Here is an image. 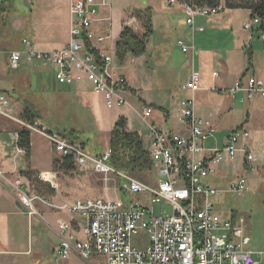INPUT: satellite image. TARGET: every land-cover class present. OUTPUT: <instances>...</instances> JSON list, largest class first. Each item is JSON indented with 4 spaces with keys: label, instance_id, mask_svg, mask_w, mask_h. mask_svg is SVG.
Wrapping results in <instances>:
<instances>
[{
    "label": "crops",
    "instance_id": "0c3cea01",
    "mask_svg": "<svg viewBox=\"0 0 264 264\" xmlns=\"http://www.w3.org/2000/svg\"><path fill=\"white\" fill-rule=\"evenodd\" d=\"M10 1H2L4 12L0 14V95L8 100L0 113V171L8 180L20 178L32 191L34 188L23 174H34L45 183L40 187V196L50 203L95 199L89 198L91 191L82 190L88 186L76 179L75 171L53 172L52 163L59 156L43 136L31 133L29 153H20L15 135L25 130L22 125L25 122L21 119L24 110L28 108L35 117L34 122L49 132L73 133L92 157L108 149L109 134L115 123L123 118L126 130L141 136L143 147L150 155L151 126L168 136H188L187 128L179 121V102L191 97L183 87L192 70L200 77V90L193 95L195 115L209 122L215 130L213 137L202 143L204 157L210 150L222 148L230 134L239 128L249 133L247 146L254 156V161L248 165L241 154L233 161L222 154L207 181L219 193H226L239 177L245 178L247 184L251 183L249 178L262 177L264 99L247 101L241 93L229 97L217 92L231 89L237 80L247 76H254L264 85V58L256 29L252 32L243 29V24L251 18L250 11L225 10L215 16L198 17L195 26L203 31L192 34L185 24L182 9L177 5L167 6V0H111L106 6L97 7L98 14L92 24L95 35L92 48L111 56L112 69L127 81L126 90L121 94L127 104L108 109L104 98L94 93L89 82L59 84L55 66L45 67L25 59L28 51H55L68 41L69 0H29L27 38L23 37L18 44L9 38L1 39L2 31L7 28L3 21ZM102 1L95 0L97 4ZM145 9L151 10L152 25L146 51L139 58H128L125 65L120 66L114 57L119 35L124 27L141 32L140 24L131 14ZM8 27L11 33H17L24 25L15 23L13 27L12 23ZM97 38L102 41L97 42ZM192 38L194 53H183L177 42L190 44ZM23 40H27L28 45L23 44ZM14 52L21 54L16 70L9 66L10 55ZM214 73L218 75L216 78ZM145 107H150L152 114L142 119ZM82 136L90 149L81 143ZM46 174L50 175L48 181L42 178ZM34 207L38 215L31 217L0 178V264H94L93 259L83 262L76 254L59 263L55 260L59 245L57 222L70 224L71 234L84 242L82 231L86 221L81 215L54 211L38 202Z\"/></svg>",
    "mask_w": 264,
    "mask_h": 264
},
{
    "label": "built area",
    "instance_id": "2783aa9c",
    "mask_svg": "<svg viewBox=\"0 0 264 264\" xmlns=\"http://www.w3.org/2000/svg\"><path fill=\"white\" fill-rule=\"evenodd\" d=\"M111 0L97 4L95 0H69L68 21L69 39L58 50L49 52L28 51L27 62H39L45 67L55 66L56 81L71 85L74 82H89L95 94L102 96L108 109L127 104L121 96L126 90L127 81L112 69V57L96 55L86 49L92 48L95 35L92 24L98 14L97 7L106 6ZM179 6L184 14L185 24L191 33L202 32L195 26L198 17L207 18L225 11L223 3L215 8L196 6L191 0H167V6ZM243 29L252 32L256 29L262 45L264 58V16H252L243 24ZM97 42L102 39L97 38ZM28 45L27 40L22 42ZM177 47L186 54L194 53L193 38L190 44L177 42ZM21 54L10 55L12 70L19 67ZM218 75L213 74L216 78ZM191 95L179 102V121L188 130V136L165 135L157 127H150L152 150L150 157L153 170L157 172L156 186L141 183L109 166L111 151L92 157L68 135L49 132L43 126L22 123L29 134L37 133L48 140L59 158L71 157L77 169L87 166L103 177L105 186L111 178H116L118 191L123 195H149V205L140 203L122 204L108 197L76 201L73 203H50L28 190L20 178L8 180L0 171L2 178L15 198L27 210L29 216H37L36 202L47 208L68 214L81 215L86 221L83 229L85 241L80 242L71 234V225L61 220L57 222L59 245L56 249V262L69 259L76 254L83 262L102 259L96 264H264V253L249 249L250 238L245 233V220L222 218L215 211L214 198L218 191L207 181L215 172L226 154L233 161L238 154L245 158L246 164L254 161L247 146L249 133L239 128L234 130L227 143L219 149H212L208 156L203 155L204 140L213 137L215 130L195 115L193 95L200 90L199 73L192 70L183 87ZM221 95L233 97L243 94L247 101L264 99V85L254 76L242 77L229 90L217 91ZM6 96L0 95V113L7 106ZM152 114L150 107L142 111V119ZM18 140V135H15ZM20 153H24L19 148ZM248 190L245 178L239 177L228 187V193L242 196ZM162 201L171 208V215L162 209ZM146 233L147 246L139 251L132 247L131 237L137 232ZM258 258V260L256 259ZM95 264V263H94Z\"/></svg>",
    "mask_w": 264,
    "mask_h": 264
},
{
    "label": "trees",
    "instance_id": "16d2710c",
    "mask_svg": "<svg viewBox=\"0 0 264 264\" xmlns=\"http://www.w3.org/2000/svg\"><path fill=\"white\" fill-rule=\"evenodd\" d=\"M191 2L196 6H206L209 8L221 5V0H191ZM3 5L2 0H0V14L4 12ZM223 6L225 10H248L251 13V17L254 15L258 17L264 16V0H223ZM131 16L140 24L141 32L136 33L128 27L122 29L114 53L115 60L120 66L125 65L128 58L141 57L146 51L148 39L152 34L150 9L135 10ZM85 47L89 52L97 54L95 50L90 48L88 43ZM248 65H251L250 57L248 58ZM21 119L25 123L33 124L35 117L26 108L21 115ZM29 136L30 134L25 130H21L18 133V147L25 154H28L30 151ZM68 136L72 141L78 142L73 133L68 134ZM108 149L111 151V158L108 164L112 169L147 184L144 178L147 173L153 171V161L143 147L141 136L136 132H128L126 130V121L123 118H120L115 123L109 134ZM52 169L54 173L76 171L71 157L55 159L52 163ZM23 176L30 181L31 186L34 188L33 190L41 195L40 187H43L45 183L30 172L24 173ZM42 178L48 181L50 175L46 174ZM49 192L54 194V190L50 189ZM232 217L235 218V216Z\"/></svg>",
    "mask_w": 264,
    "mask_h": 264
},
{
    "label": "rangeland",
    "instance_id": "374dc122",
    "mask_svg": "<svg viewBox=\"0 0 264 264\" xmlns=\"http://www.w3.org/2000/svg\"><path fill=\"white\" fill-rule=\"evenodd\" d=\"M3 1V0H2ZM31 5L29 0H11L10 9L7 10L4 23L7 28L2 31L1 39L19 43L23 37L27 38L26 29H28V21L31 13ZM21 23L24 25L23 29L18 30L17 33H11L9 24ZM31 72V71H29ZM53 132V131H52ZM81 143L88 146L86 139L82 136ZM77 180L82 181L87 188L82 190L87 193L91 191L89 198H105L119 201L122 204L140 203L143 206L149 205V195H123L118 191V182L116 178H111L107 186L103 181V177L94 173L90 168L79 170L76 169ZM148 185L154 187L157 183V172L153 170L147 173L144 178ZM251 183L247 184L248 190L243 196H236L231 193H219L214 198L215 211L222 218H230L236 216L245 220V233L250 238L249 249L253 252L264 253V174L259 178H249ZM35 194L37 192L32 190ZM40 196V195H39ZM41 197V196H40ZM162 209L171 215V208L166 201H162ZM131 245L134 249L142 251L146 248V233L140 231L131 237ZM258 260V258L256 257ZM93 263L101 262L102 259H93Z\"/></svg>",
    "mask_w": 264,
    "mask_h": 264
}]
</instances>
